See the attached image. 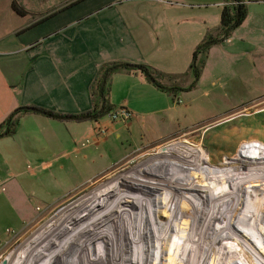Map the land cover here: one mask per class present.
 <instances>
[{"label": "crops", "instance_id": "0c3cea01", "mask_svg": "<svg viewBox=\"0 0 264 264\" xmlns=\"http://www.w3.org/2000/svg\"><path fill=\"white\" fill-rule=\"evenodd\" d=\"M6 2L12 16L9 33H35L18 51L22 55H6V62L0 61V125L22 108L68 117L91 111V85L107 64L142 65L170 75L185 73L192 53L208 32L218 29L226 3L59 0L35 16L27 7L29 1L24 2L23 11L16 1ZM13 3L20 15L12 10ZM247 8L245 22L231 39L239 43L227 42L222 47L241 62L249 61V55L264 44V0H252ZM8 18L0 17V29ZM2 53L0 49V59ZM109 81V104L128 109L133 114L130 122L112 123L107 116L97 121H61L29 113L19 117L12 137L0 138V179L5 181V190H0L1 231L4 223H31L42 212L37 211L38 205L57 207L138 149L177 133L162 129L166 120L161 114L167 110L146 101V97L165 93L139 74L115 73ZM117 93L127 98L118 100ZM98 129L106 130V135L97 137ZM85 141L90 143L83 146Z\"/></svg>", "mask_w": 264, "mask_h": 264}, {"label": "bare ground", "instance_id": "6f19581e", "mask_svg": "<svg viewBox=\"0 0 264 264\" xmlns=\"http://www.w3.org/2000/svg\"><path fill=\"white\" fill-rule=\"evenodd\" d=\"M159 152L153 161V172L146 173L142 183L149 181L157 185L155 181H161L171 195H178V204L162 206L154 201L159 211L152 216L145 213L152 197L146 202L140 196L143 184L138 181L133 185L134 192H121L120 181H117L112 187L74 205L64 213L63 219L41 228L17 248L18 256H11L12 263L73 264L76 253L78 264H153L155 257H160L159 264H202L203 259V264H228L230 256L235 258L231 264H245L236 251L232 252V243L224 246L223 241L228 242L227 224L255 225L254 215L248 214L247 209L255 207L264 214V143L242 144L234 161L221 166L209 165L210 159L203 150L185 145H172ZM192 195L203 202L204 207H199L201 219L198 214H192L199 212L197 205L189 204L188 197ZM128 215L134 218L131 220ZM159 215L162 217L157 219ZM185 215L189 217L186 221L183 220ZM117 219L122 221L118 226ZM200 220L201 226L196 228ZM58 221L60 224L56 227L54 223ZM70 223H74V227ZM156 224L161 227L159 233L152 229ZM132 225L138 228L131 230ZM77 227L81 230L75 235ZM83 227L89 231L100 229L102 233L89 253L81 246L75 247L79 240L77 234H81ZM259 228L264 237V222ZM122 241H127L131 252ZM206 243V252L202 254ZM261 243L264 247V239ZM68 248L73 252L66 255ZM101 254L106 262L101 261ZM137 256L141 262L137 261Z\"/></svg>", "mask_w": 264, "mask_h": 264}, {"label": "rangeland", "instance_id": "374dc122", "mask_svg": "<svg viewBox=\"0 0 264 264\" xmlns=\"http://www.w3.org/2000/svg\"><path fill=\"white\" fill-rule=\"evenodd\" d=\"M6 1L7 0H0V17L9 16L7 19L8 22L6 23L7 25L3 29H0V49L4 51L1 55L3 59H0V61L4 60L5 62L7 59L6 55L11 56L14 54L11 57L22 55V53H19L18 51H23L22 46L27 45L29 43L28 40L32 38L35 33L32 30L21 32L20 34L17 33L16 35L9 33L8 29L12 16L8 15L9 6ZM13 1L18 3L20 11L24 10L22 8L24 2L29 1L28 3L30 4L29 6L27 5V7L31 10V13H34L36 14L35 16H37L44 11V8L48 4L52 2L57 3L59 0ZM250 1L245 0L246 5H248ZM233 35L234 34L232 33L230 38L225 42L206 47L209 50L205 53L204 66L199 68V77L192 88L189 89L194 82V79L191 73L188 74V67V70L183 74H172L174 78L171 79L170 82L167 80L162 82L168 88H184L186 91L175 90L174 98L172 94H168V96L160 94L158 98L146 97L147 102H156V106L167 110L161 114V117L166 120L162 125V129L164 127L167 130V133L177 132L176 134L164 141L151 145V147L149 146L138 149L125 161L112 168L106 175L89 183L83 189L66 199L62 204L57 205V207H46L47 203L46 206L43 204L38 205L36 208H39L42 212L40 214L37 212V215L39 214V216L35 220H32L31 223L27 224L24 221L25 224L23 223V225H21L22 221L19 222L18 220L16 221L17 223H4L2 226L3 230H0V264H13L11 256L14 255V258H17V248H19L24 242L35 235L38 231L45 229V226L48 224L50 226L54 221L61 217L63 219L65 217L64 213L69 211L74 205L81 201H85L95 193L101 192L108 187H112L115 182L120 181L118 188L121 192H134L136 187L133 185L138 184V181L143 184V176L146 175V173L150 174L153 172V161L156 160V154L160 153V149L165 150V148L171 147L172 145H185L190 149H200L203 150L207 157H209V165L221 166L223 163L234 161L242 144L254 141L264 143V44L262 47L256 48L253 54L249 55V61H237V59L232 57V54H228L222 48L227 42L233 43L234 45L239 43L238 41L235 42V40H231ZM207 43L208 42L203 45ZM117 73L121 74V72ZM184 84L187 85L184 87ZM109 86L110 81L108 83V87ZM117 96L116 99L118 100H124V98H127L125 93H117ZM101 130L102 129H98L97 137H104L106 135H100ZM29 165H31V168L33 167L34 163L32 160L29 161ZM188 176L192 177L191 175ZM0 181L4 187L5 181L2 179H0ZM155 183L160 186L153 185L148 181L143 184V189L140 191L141 198L146 202L152 197L151 203H148L145 207V213L152 216L159 211V206H156L153 203L154 201L162 206H168V204L173 206L174 202L175 204H178L176 198L178 197L177 194L171 195L167 189V185L164 187L161 185V181H155ZM254 190L259 192L258 189ZM261 196H259V198H261ZM188 198L190 200L189 204L192 202L194 207H196V205L198 206L197 211L200 210L199 207H204L203 202H201L198 197L192 195V197ZM192 198H194L193 201ZM111 202H114V200L111 199ZM246 212L251 216L254 215L255 225L253 226L251 224L250 226L248 224H243L240 226L236 223L227 224L229 232L226 233L225 237L228 239V242L223 241V244L226 246L231 242L232 252L236 251L245 264H264V247L262 246L263 243H261L264 237L259 228L260 224L264 222V214H261L259 209L255 207L247 209ZM192 214H198L200 219L203 218L200 211L196 213L193 212ZM161 215H159L157 219H160V217H162ZM132 216L133 215H128L127 217L132 220L134 218ZM188 218V215H185L183 220L186 221ZM117 221H119L116 224L118 226L122 221L120 219H117ZM54 224L58 227L60 221H58V223L55 222ZM70 225L71 227H74V223H70ZM5 226L11 231L10 234H7V231L3 233L4 228H6ZM200 226L201 220L196 228H199ZM135 228L138 227L132 225L131 230ZM152 229L159 233L161 227L156 224L152 226ZM79 230H81L80 227H77L74 230L75 235ZM82 230L81 234H77L79 240L76 242L75 247L80 248L81 246L83 247V250L89 253L91 252V249H94L93 245H97L98 238L102 233H100V229L89 231L87 227H83ZM157 242L159 243V241ZM122 245L128 248L126 249L128 252H131L127 241H122ZM207 245L208 243H206L204 249L202 248V250H204L202 254H205ZM69 250L70 248H68L66 255L68 252H73ZM75 256L76 260L73 264H78L76 253ZM136 258L137 261L141 262L138 256ZM159 258L155 257V260H152V262H154L153 264H159ZM100 259L102 262L105 261L102 259V254ZM204 260L205 259L202 260V264L204 263ZM233 260H235V258L232 259L230 256L228 264H231ZM124 264L127 263L124 262Z\"/></svg>", "mask_w": 264, "mask_h": 264}, {"label": "trees", "instance_id": "16d2710c", "mask_svg": "<svg viewBox=\"0 0 264 264\" xmlns=\"http://www.w3.org/2000/svg\"><path fill=\"white\" fill-rule=\"evenodd\" d=\"M81 1V0H78ZM225 5L223 6L220 14V25L214 33H207L204 41L195 49L192 55V61L189 66L188 74L191 73L194 82L189 87L192 88L199 77V68L204 66L205 53L208 48H203V44L206 42H213L214 44H219L225 42L230 38L231 34L238 29L246 20L248 16V8L245 0H225ZM12 10L17 14H21L16 4H12ZM127 73V74H139L144 77L148 82L153 84L157 89L165 93L166 95L172 94L175 97L174 91H186L184 88H168L162 82L164 80L171 81L174 77L168 74L160 73L151 67L142 65H132L128 63H113L103 66L95 81L91 85V95H92V110L75 117H68L59 115L50 111H43L46 116L56 118L61 121L74 119L75 121L92 120L97 121L103 118L110 112L114 111L115 108L109 104L108 92H109V79L110 77L117 73ZM27 109V108H25ZM25 109L15 110L5 121L0 125V138L1 137H12L17 129L18 119L21 115H26L31 113Z\"/></svg>", "mask_w": 264, "mask_h": 264}, {"label": "built area", "instance_id": "2783aa9c", "mask_svg": "<svg viewBox=\"0 0 264 264\" xmlns=\"http://www.w3.org/2000/svg\"><path fill=\"white\" fill-rule=\"evenodd\" d=\"M107 118L109 119V121L111 122H120V123H128L133 119V114L126 108H119L116 109L112 112H110L109 114L106 115ZM106 134V130L102 129L100 131V135ZM89 142L86 141L83 146L88 145ZM28 169L30 170V167H28ZM0 190L4 191V187L2 182L0 181ZM37 211H39V209H37ZM10 231H7V234H10Z\"/></svg>", "mask_w": 264, "mask_h": 264}, {"label": "water", "instance_id": "95a60500", "mask_svg": "<svg viewBox=\"0 0 264 264\" xmlns=\"http://www.w3.org/2000/svg\"><path fill=\"white\" fill-rule=\"evenodd\" d=\"M210 45H213V42H208L207 44L203 45V48H206V47H208V46H210ZM25 110H28V111H30L31 113L45 115L44 112H42V111H40V110H38V109H35V108H27V109H25ZM64 119L67 120V118H64ZM71 120H74V119H71Z\"/></svg>", "mask_w": 264, "mask_h": 264}]
</instances>
